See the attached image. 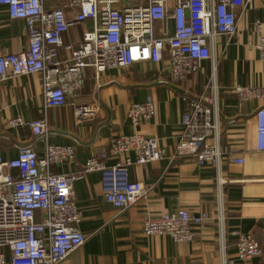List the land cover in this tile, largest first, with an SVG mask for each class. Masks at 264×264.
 I'll use <instances>...</instances> for the list:
<instances>
[{
    "label": "built area",
    "instance_id": "2783aa9c",
    "mask_svg": "<svg viewBox=\"0 0 264 264\" xmlns=\"http://www.w3.org/2000/svg\"><path fill=\"white\" fill-rule=\"evenodd\" d=\"M46 0H0L10 19L25 21L28 45L18 52L0 54V82L21 74H41L43 101L47 108L70 105L77 119L96 114L101 92V76L109 69L127 68L146 61L162 64L174 81L185 79L209 59L210 46L217 36L231 38L236 31L235 8L245 11L252 0H65L76 8L72 19L66 6L49 5ZM173 27L169 32L168 21ZM92 23L90 30L72 44L64 34L77 23ZM256 20V50L264 61V34ZM65 57L61 56V52ZM90 73L86 75L84 72ZM240 100L264 98L263 86H236ZM185 108L182 132L175 155L193 159L198 166L219 168L225 161L242 163L219 139L215 97L182 96ZM156 113L147 96L129 104L126 118L137 126ZM256 149L264 151V105L257 108ZM11 126L23 124L20 117ZM32 135L41 137L47 126L43 119L27 123ZM109 151L116 160L108 165L106 152L86 159L84 172L98 171L104 201L125 210L144 196L142 184L128 177L132 163L159 160L164 151L153 137L138 133L111 137ZM130 152H134L131 158ZM74 148L47 145L38 157L32 144L17 146L13 158L0 157V264H63L70 253L85 241L78 228L82 213L73 196L78 175L48 172L52 163L70 162ZM15 170V173L12 171ZM205 213L188 210L146 216L145 236H169L175 243L191 242L195 226L202 227ZM236 256L249 260L260 256L262 248L250 234L239 233L234 242Z\"/></svg>",
    "mask_w": 264,
    "mask_h": 264
},
{
    "label": "crops",
    "instance_id": "0c3cea01",
    "mask_svg": "<svg viewBox=\"0 0 264 264\" xmlns=\"http://www.w3.org/2000/svg\"><path fill=\"white\" fill-rule=\"evenodd\" d=\"M45 3L66 6L68 19L76 11L65 0ZM235 15V34L215 37L210 46L212 56L185 79L172 80L164 63L150 61L104 71L98 110L90 119H77L70 105L45 107L40 73L0 82L1 158L15 157L17 146L23 144H32L40 158L47 145L74 148L72 161L48 166L50 174L78 175L73 196L82 213L78 228L86 238L63 264H264V151L255 146L254 117L264 98L240 100L234 91L236 86L264 87V61L255 47L259 33L253 29L259 20L264 34V0H252L245 11L236 7ZM91 27V21L73 24L63 38L76 44ZM168 27L171 33V20ZM27 45L25 21L10 19L1 4L0 54L18 53ZM60 55L66 56L63 51ZM184 95L215 97L219 139L242 163L198 166L193 159L175 155L183 128ZM147 96L155 103L156 113L134 126L126 118L129 104L143 102ZM15 117L23 124L11 126L9 120ZM40 118L47 130L35 137L27 123ZM131 133L155 138L164 155L146 164L129 165L128 177L142 184L144 196L131 207L118 210L104 201L100 173L84 172L83 164L94 154L106 152V163L111 165L117 158L109 151L111 137ZM130 156L133 158L134 152ZM184 209L207 217L202 227L195 226L191 242L175 243L168 235L147 237L143 233L144 217ZM239 233L250 234L259 243L260 256L249 260L236 256L234 242Z\"/></svg>",
    "mask_w": 264,
    "mask_h": 264
}]
</instances>
